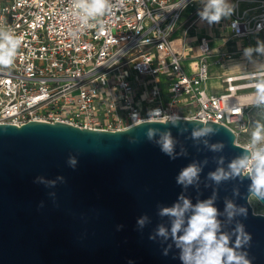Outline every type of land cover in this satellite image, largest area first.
I'll list each match as a JSON object with an SVG mask.
<instances>
[{"label":"water","instance_id":"1","mask_svg":"<svg viewBox=\"0 0 264 264\" xmlns=\"http://www.w3.org/2000/svg\"><path fill=\"white\" fill-rule=\"evenodd\" d=\"M184 119L187 132L180 135L171 129L188 153L176 160L144 140L148 127H165L151 121L118 130L63 121L0 123V264H128L130 260L133 264H181L173 258L178 250L173 248L165 257L160 243L148 239L158 224H169L157 215V205L171 206L181 193L193 203L209 198L215 185H204L211 184L206 177L216 168L213 157L224 156L227 163L245 148L236 143L229 126L206 120L220 128L210 143L222 141L226 147L222 153H213L200 144L197 151L189 137L194 121L202 120ZM130 136L139 137L141 143L130 144ZM70 154L78 161L75 169L66 163ZM205 158L209 162L199 189L190 186L185 191L176 183L179 171ZM40 175L50 180L61 175L65 183L45 188L33 182ZM248 183L245 179L219 186L216 204L221 212L225 197L232 198L233 187L238 186L246 197ZM49 192L56 193L55 203ZM249 198H235L248 208L247 219H238L252 235L246 249L252 264H264V213L254 212ZM41 201L44 207L38 209ZM145 213L151 222L139 231L137 219ZM117 225L123 228L117 230Z\"/></svg>","mask_w":264,"mask_h":264},{"label":"built area","instance_id":"2","mask_svg":"<svg viewBox=\"0 0 264 264\" xmlns=\"http://www.w3.org/2000/svg\"><path fill=\"white\" fill-rule=\"evenodd\" d=\"M192 1L185 6L182 0H123L104 17L103 30L92 28L73 39L68 35V0H0V26L22 38L13 65L0 67V123L63 121L118 130L160 109L220 122L237 137L254 107L251 85L259 73H225L220 77L222 92L206 91L209 43L201 39L189 69L172 43L176 25ZM229 27L236 37L264 31V0L251 18L235 13ZM230 58L221 51L215 63Z\"/></svg>","mask_w":264,"mask_h":264},{"label":"clouds","instance_id":"3","mask_svg":"<svg viewBox=\"0 0 264 264\" xmlns=\"http://www.w3.org/2000/svg\"><path fill=\"white\" fill-rule=\"evenodd\" d=\"M123 0H68L66 18L70 21L68 35L73 39L92 28L103 30L104 17L120 7ZM186 6L187 0H182ZM201 8L198 16L208 25L218 24L222 19L230 18L234 13V4L230 0H199ZM236 27L235 22L233 23ZM258 29L260 25L257 26ZM22 38L11 28L0 26V67H11L17 57ZM243 57L252 65L255 73L251 87L254 88L253 106L264 109V41L257 40L256 46L243 49ZM155 117V119H153ZM139 119V118H138ZM145 121L151 124H162L163 129L148 127L144 132V140L154 143L160 151L171 160L180 156H187L186 149L172 135V128H176L180 135L188 131L183 116L173 113L165 114L160 109L151 110ZM196 122L192 127L191 136L193 146L200 151V144L213 153H222L226 147L222 141L210 143V137L217 135L220 128L205 121ZM129 129L128 131H130ZM128 142L132 145L141 143L137 136H130ZM179 147V151L177 148ZM216 168L207 174L204 187H213L212 194L207 199H197L195 203L183 193L171 206L157 205V215L167 218L168 225L160 223L149 234L148 239L159 242L162 246L161 254L165 257L173 248L178 250L181 264H252L247 248L250 247L252 235L245 225L238 219L248 217V208L238 204L235 198L247 199L254 196L264 201V123L256 122L250 138L243 152L234 156L226 163L224 156H214ZM208 159L193 160L181 168L176 176V183L185 191L190 187L199 189L201 173ZM67 165L73 169L77 166V159L69 155ZM250 181L247 185V196H243L238 186L232 189V198L225 197L223 211L217 207V189L228 181ZM34 183L42 184L45 188H55L57 183H65V178L58 175L55 179L37 176ZM48 196L55 203L56 193L49 192ZM43 201L38 205L43 208ZM223 217V219H221ZM151 222L148 214H142L137 219V229L143 231ZM234 225V226H233ZM123 225H117V230ZM169 241H171L169 243ZM166 245V246H165ZM128 264H133L130 260Z\"/></svg>","mask_w":264,"mask_h":264},{"label":"crops","instance_id":"4","mask_svg":"<svg viewBox=\"0 0 264 264\" xmlns=\"http://www.w3.org/2000/svg\"><path fill=\"white\" fill-rule=\"evenodd\" d=\"M234 4V13L243 18H251L258 11L259 0H230ZM199 0H193L183 11L172 34V43L177 51L184 54V64L189 69L190 63L197 59L201 39H205L212 50L208 58L210 62L209 78L205 83L208 93L223 91L221 76L227 73H243L254 71L252 65L243 57V49L256 46L257 40L264 41V31H256L245 37L233 36L229 27L230 18L222 19L218 24L208 25L201 21L198 11L201 8ZM221 51L228 52L231 58L221 64H216V58ZM264 59V58H258Z\"/></svg>","mask_w":264,"mask_h":264},{"label":"rangeland","instance_id":"5","mask_svg":"<svg viewBox=\"0 0 264 264\" xmlns=\"http://www.w3.org/2000/svg\"><path fill=\"white\" fill-rule=\"evenodd\" d=\"M164 91H166V85L163 84ZM167 100V97L164 98V101ZM264 123V109L251 107L246 115L245 123L242 127V130L239 131L236 141L240 144H247L251 131L254 128V125L256 122ZM250 204L252 206V209L256 213H264V205H262L258 199H256L254 196H250L249 198Z\"/></svg>","mask_w":264,"mask_h":264}]
</instances>
